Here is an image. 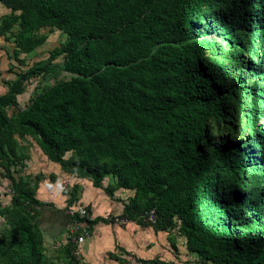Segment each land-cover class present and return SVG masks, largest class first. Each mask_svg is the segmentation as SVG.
Wrapping results in <instances>:
<instances>
[{"label": "trees", "instance_id": "trees-1", "mask_svg": "<svg viewBox=\"0 0 264 264\" xmlns=\"http://www.w3.org/2000/svg\"><path fill=\"white\" fill-rule=\"evenodd\" d=\"M0 3L11 10L0 35L13 37L18 63L43 44L33 35L53 28L67 36L58 55L73 75L12 117L33 75L0 96V135L11 144L6 151L0 139L1 165L13 162L15 134L31 136L51 162L96 187L116 178L134 192L122 216L178 229L200 264H264V0ZM48 64L34 63L33 74L45 76ZM19 184L15 204L45 205ZM152 209L155 223L139 219ZM99 220L107 223L95 219L89 232ZM30 222L0 242L2 261L42 264Z\"/></svg>", "mask_w": 264, "mask_h": 264}, {"label": "crops", "instance_id": "crops-1", "mask_svg": "<svg viewBox=\"0 0 264 264\" xmlns=\"http://www.w3.org/2000/svg\"><path fill=\"white\" fill-rule=\"evenodd\" d=\"M10 13L11 10L0 3V19ZM14 51L13 40L8 42L6 36L0 35V96L8 92L18 77L19 68L24 69L23 65H26L21 56V63L15 60ZM26 84L27 82L24 87ZM32 96L27 93L25 87L23 94L18 97L16 110L24 109ZM21 103L23 104L20 105ZM9 116L12 117L13 113ZM13 138L16 140L15 153L25 152L29 156L23 161L27 170L19 175L23 178L22 182L30 180L27 188L33 189L36 175H45L34 192L37 194L36 199L45 203L41 207L43 210L39 222H36L44 231L52 229L53 232L49 233L46 239L52 244H64V235L71 222L67 210L85 207L94 218L100 219L107 214L122 215L125 206L134 198V192L117 187V179L112 176L106 177L101 186L96 187L91 179L65 173L59 164L51 162L35 138L21 137L18 133ZM2 191L0 188V203L2 202L3 206L7 196L3 197ZM83 254L85 264H182L186 255L196 261L194 264H200L197 256L188 252L185 238L178 229L163 231L136 223L120 226L97 221L91 227Z\"/></svg>", "mask_w": 264, "mask_h": 264}, {"label": "rangeland", "instance_id": "rangeland-1", "mask_svg": "<svg viewBox=\"0 0 264 264\" xmlns=\"http://www.w3.org/2000/svg\"><path fill=\"white\" fill-rule=\"evenodd\" d=\"M13 32H16L14 30ZM35 40L36 39H44L43 44L37 48V50L34 52H31L30 54H17V57L20 56L23 58V62H26V65H23V68H19L18 77L22 76L23 72L27 74V72H30L31 75L30 78L26 80V91L30 96L37 93V91H41L47 87H50L54 84H57L62 81H68L70 80L73 75L63 71V69L60 66V62L62 60L63 55L59 54L61 49L64 47L67 36L63 34L61 31H58L53 28H45L38 32H36L34 35ZM14 39L13 37H10V41ZM9 41V42H10ZM43 62H49L48 67L51 66L52 69H49V72L46 73L45 76H36L33 73H36V68H33L35 62L38 61ZM32 67L31 70H28ZM38 71V70H37ZM41 71V70H39ZM21 74V75H20ZM17 80V79H16ZM25 82V83H26ZM33 97V96H32ZM27 101V100H26ZM26 102H24L25 104ZM21 103L20 105H22ZM27 104V103H26ZM15 109L10 108L9 114L13 113V115L17 114ZM1 144L6 151H8L10 147L9 141L4 139L2 141V137L0 135ZM15 140V139H14ZM16 141V140H15ZM39 145V144H38ZM19 149V148H18ZM17 149V150H18ZM17 153V151H16ZM13 162H10V166L6 165V163H3L0 165L2 178H0V188L1 194H3V197H5L4 205L2 206V202L0 203V242H3L2 247H6L9 245V243H12L16 241L19 238V231L18 226H20V219H27L32 226V229L34 230L35 225H39L37 222H39V216L41 214V210H43L41 207H38L37 205H32L28 202H23L22 205L15 204V197L10 194V191L16 190V184L20 187L19 183H22L28 186L30 183V180H26L22 182L23 178L19 176L22 174V171L27 170L26 164H24V159L29 156L25 152L21 154H15L12 156ZM9 167V169H8ZM63 170V169H62ZM65 173H70L69 171L65 170ZM16 175L18 177H16ZM45 175L38 174L35 177L36 184L32 188H28V191L33 194L35 197L37 194L34 193L37 184L41 182L42 178H44ZM51 178V177H50ZM14 179V180H12ZM53 178H51L52 180ZM3 187V188H2ZM29 187V186H28ZM33 191V192H32ZM2 196V195H1ZM36 198V197H35ZM21 203V202H20ZM67 212V211H66ZM37 221V222H36ZM34 225V226H33ZM40 230L38 231L37 228L35 229V232L38 235V238L40 240L41 244V262L42 264H65L66 263V252H65V246H67L66 241H64V244H57V243H51L49 241H46V239L49 237V233L53 232L52 229H48L46 231L42 230L40 226H38ZM196 262L195 260H192V258L187 257V255L184 257V260L182 264H194ZM0 264H8V262L2 261L0 259Z\"/></svg>", "mask_w": 264, "mask_h": 264}, {"label": "built area", "instance_id": "built-area-1", "mask_svg": "<svg viewBox=\"0 0 264 264\" xmlns=\"http://www.w3.org/2000/svg\"><path fill=\"white\" fill-rule=\"evenodd\" d=\"M1 165V160H0ZM0 178H2L1 168H0ZM12 196H15V191H10ZM67 214L70 217H76L71 220L70 225L64 235L66 244L70 245L71 256L70 264H85L84 260V245L85 242L90 237V232L88 229V223L95 221L91 213L85 207H79L75 209L67 210ZM104 221L108 224L126 226L131 223H134L132 219L122 216V215H112L107 214L102 217ZM139 219L145 223L153 224L156 221V212L154 209L141 214Z\"/></svg>", "mask_w": 264, "mask_h": 264}]
</instances>
